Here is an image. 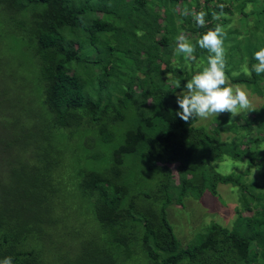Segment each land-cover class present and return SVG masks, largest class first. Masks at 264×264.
I'll list each match as a JSON object with an SVG mask.
<instances>
[{"label":"trees","instance_id":"16d2710c","mask_svg":"<svg viewBox=\"0 0 264 264\" xmlns=\"http://www.w3.org/2000/svg\"><path fill=\"white\" fill-rule=\"evenodd\" d=\"M177 2L185 0H0L8 14L20 16L25 27L19 30L29 38L40 62L41 105L31 114L35 117L31 125L49 117L51 128L70 131L74 125L101 133L120 119L121 107L136 110V121L121 142L112 145V167L84 172L79 178L80 197L89 204L93 225L100 231L86 238L83 228L74 224L67 234L69 246L75 238L76 246L71 248L78 247L72 255L63 242L58 243L60 234L55 230L60 221L57 210L62 209V182L49 161L58 150L44 156L40 167L24 161L12 182L0 172V264H264V68L259 66L264 61V41L239 74L230 75L229 68L217 64L208 69L209 76L191 82L194 73L171 62L182 55L175 54L171 45L177 34L175 20L188 24L179 17ZM190 2L202 15L199 21L207 23L191 29L203 43L201 54L211 50L210 37L218 28L224 36L221 26L228 25L234 13L238 17L249 11L256 14L264 31V0ZM155 7L164 14L160 22ZM97 13H102L101 18ZM220 14L224 18L213 19ZM131 16L136 22H131ZM129 28L135 40L122 48L124 66L118 67L117 50ZM192 52L190 60L197 62V52ZM221 75L239 93L243 89L248 95L249 90V98H256L259 105L240 107L234 114V105L244 101L236 99L223 109L222 117L211 119L213 126H196L201 101L194 100L191 92L223 90L226 83ZM6 79L0 76V107L6 100ZM115 93L119 97L111 96ZM224 132L229 133L228 139L221 138ZM23 151L30 159V152ZM135 154L149 168L162 172L153 192L129 193L122 162L123 156ZM224 159L243 160L248 170L259 172L260 184L244 179L248 170L216 172ZM167 164L174 165L177 184ZM217 185L234 193L236 218L229 228L211 222L181 246L167 221L166 208L182 206L187 197L197 200L204 192L216 197ZM139 196L159 199L158 208L136 207ZM74 218L78 222L80 215Z\"/></svg>","mask_w":264,"mask_h":264},{"label":"rangeland","instance_id":"374dc122","mask_svg":"<svg viewBox=\"0 0 264 264\" xmlns=\"http://www.w3.org/2000/svg\"><path fill=\"white\" fill-rule=\"evenodd\" d=\"M196 1L200 2V0ZM177 7H180L182 12L179 17L186 19L185 21H188V24H183L182 19L181 21L180 19L175 20L177 34L173 36L175 41L174 43L171 41V45L175 54L182 53V55L178 58L173 57L171 62L177 67L182 66L186 71H192L194 74L190 79L191 82L209 76L208 69L217 67V64H219V67H224V70L229 68L231 70L230 75L239 74L250 57L255 55L257 47L262 46L264 31L261 29V21L259 22V17L257 18L256 14L249 11L245 16L239 15L240 17H238L236 13L229 15L230 23L221 26V29L226 30L224 36H220V29L218 28L210 37L211 43H213L211 50L207 54H201L198 50L199 47L203 46V43L195 39L196 34H193L191 29L205 26L207 23L199 21L198 18L202 15L196 12L190 0H185L184 3L177 2ZM207 8H212L211 2L207 3ZM154 11L157 12L158 21L160 22L164 15L162 10L155 7ZM8 13L10 12H6L0 6V76L2 74L7 76L5 83L7 88L6 100L5 104L0 107V139L3 140L0 145V172H5L7 180L12 182L15 174H19L23 170L22 163L24 161L30 160L37 165L36 167H40L44 156H49L53 150H58L51 156L49 161L54 163L52 165L54 174L62 182L60 187L62 190L60 194L62 209L57 210L60 221L56 223L55 230L57 229L60 234L58 243L63 242L67 250H70V255H72L78 247L71 248L76 246L75 238H73L71 247L69 246L67 234L74 224L83 228L86 238L95 237L100 231L97 225L95 227L93 225L89 204L80 197L79 178L84 172H104V170H109V167H112L110 160L112 145L120 143L125 132L136 121V110L131 106L121 107L118 112L120 119L107 127V132L102 131L101 133L97 130L94 131V129H77L74 125L70 127V131L65 130L66 128H51L49 117L44 123L35 121L31 125V122L35 120L34 115L31 114L41 105L42 75L40 62L32 53L29 38L19 30L25 27H22L19 22L20 16ZM124 14L121 16L122 18L125 17ZM96 15L101 18L102 13ZM222 17L224 18V14L216 15L213 19L216 18L217 21ZM129 18L131 22H136L134 17ZM195 19L199 21L197 25ZM106 20L110 21V18ZM256 20H258L257 25L255 24ZM180 23H182V27H180ZM136 27L138 31H141V34L143 31L146 33V30H142L141 26L136 25ZM229 29L231 30L230 33ZM140 33L138 34L140 35ZM133 34L134 32L129 28L124 32L126 38L124 37L122 42L119 40L122 44L117 50V56L121 60V62H118V67L119 65L120 67L124 66L122 57V50L124 49L122 48L134 42ZM82 43L87 47L85 41ZM195 44L196 46H194ZM194 50L197 52V62L190 60L189 53ZM91 54V57H94L96 52ZM196 66L199 70H196ZM259 66L264 68V61H261ZM245 70L248 72L247 67ZM136 75L141 77L138 74ZM219 78L226 83L223 90L204 92L197 89L191 92L194 100L201 101L196 117V126L207 128L213 126L214 123L211 119L215 116L222 117L223 109L233 104L236 99L241 100L244 98V101L240 105H234V114H237L236 110L240 107L247 108L259 105L256 98H249V90L248 95L243 89L239 93L234 87H229L224 75L219 76ZM166 83H168V80H166ZM111 96L119 97V94L116 95L115 93ZM247 104L249 105L247 106ZM109 115H112V112ZM28 126L31 128H28ZM48 131H51V133L48 134ZM227 136H229V133H221L222 139L227 138ZM102 138L107 141L104 142L105 140ZM12 148H15L16 151ZM23 150L30 152V159L24 157ZM242 161L232 162L229 159H224L217 164L215 170L220 174H228L233 171L237 174H243L248 170V167ZM167 168L170 171L171 179H174L175 184H177L174 165L167 164ZM121 170L123 171L125 183H128L130 194L131 192L133 194L153 192L156 189L157 181L162 177L159 168H149L147 161H140L137 154L123 156ZM105 173H109V171ZM243 177L246 181H254L257 184H260L261 181L259 172L254 168L249 169ZM216 191V197L204 192L197 200L187 197L182 200V206L173 204L166 208L167 221L181 246L189 242L194 234L202 232L203 228L211 222L228 228L231 226L236 218L234 208L238 205L235 195L230 192L227 186L223 185H217ZM258 191V189L254 190V192ZM139 198L141 200L138 199L135 202L136 207L142 205L143 210L148 209L147 207L158 208L159 199L158 202H155L153 197L149 198L153 201H148L143 196H139ZM77 214L80 215L78 222L74 218ZM54 255H57L56 250ZM128 264L135 263L131 261Z\"/></svg>","mask_w":264,"mask_h":264}]
</instances>
